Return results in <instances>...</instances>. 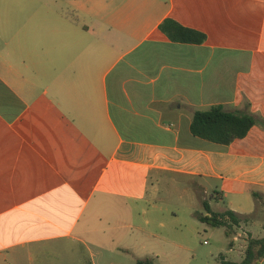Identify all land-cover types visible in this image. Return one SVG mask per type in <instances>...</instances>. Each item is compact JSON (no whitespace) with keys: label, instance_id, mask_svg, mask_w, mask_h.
Wrapping results in <instances>:
<instances>
[{"label":"crops","instance_id":"crops-1","mask_svg":"<svg viewBox=\"0 0 264 264\" xmlns=\"http://www.w3.org/2000/svg\"><path fill=\"white\" fill-rule=\"evenodd\" d=\"M0 3V264H98L134 228L122 205L154 237L153 182L168 174L199 180L219 212L256 214L264 130L224 145L191 125L212 107L264 117V0ZM166 19L207 40L173 42ZM241 235L225 262L243 259Z\"/></svg>","mask_w":264,"mask_h":264},{"label":"rangeland","instance_id":"rangeland-1","mask_svg":"<svg viewBox=\"0 0 264 264\" xmlns=\"http://www.w3.org/2000/svg\"><path fill=\"white\" fill-rule=\"evenodd\" d=\"M2 10L3 5L0 3V12ZM198 182L200 181L197 179L170 174L161 176L159 183L154 179L153 183L157 189L154 204L157 205V208L152 212L151 217L155 225L153 229L155 236L152 238L140 229L144 228V220L140 217L136 218L135 212L129 211L122 205V222L129 221L134 225V228L125 229L122 227L115 244L106 242L104 256L96 259L98 264H110V262L113 264H136V260L126 250H121L125 254L115 250L117 247L125 249L126 246H131L132 251L140 259L155 258L156 264H223V255L228 253L234 231L242 234L238 241L239 245L244 246L246 243L248 245L247 232L250 231L246 227L248 222L228 228L212 227L196 216L207 214L203 202L210 201V196L201 190ZM210 204L215 212H219L223 208V203L217 200H211ZM107 217H109L108 213ZM257 217L260 218L257 222L261 224L264 221V200L250 220ZM254 228L257 229V227ZM263 233V229L260 228V231L253 232V235L261 238ZM245 241L247 242L245 243ZM152 249L156 251L155 255L150 254ZM228 257L231 261H241L242 259V256L236 252L229 254Z\"/></svg>","mask_w":264,"mask_h":264},{"label":"trees","instance_id":"trees-1","mask_svg":"<svg viewBox=\"0 0 264 264\" xmlns=\"http://www.w3.org/2000/svg\"><path fill=\"white\" fill-rule=\"evenodd\" d=\"M161 30L173 41L189 44H203L207 36L197 30L186 28L172 19H166L160 26ZM259 126L264 130V117L254 114H239L225 112L221 107H212L208 111L195 113L191 125L193 135L203 139L231 145L236 139L244 138L254 127ZM210 196V201L216 199ZM255 199L258 194L254 193ZM210 201H204L203 206L207 214L196 215L202 222L212 227L239 226L248 222L251 216H242L232 210L215 212ZM229 235V232H227ZM264 258V235L261 238H249L245 254L241 262H225L223 264H260ZM92 264V263H91ZM136 264H156L155 259H138Z\"/></svg>","mask_w":264,"mask_h":264}]
</instances>
